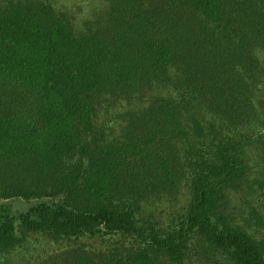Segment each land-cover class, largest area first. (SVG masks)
Returning <instances> with one entry per match:
<instances>
[{
    "label": "trees",
    "instance_id": "obj_1",
    "mask_svg": "<svg viewBox=\"0 0 264 264\" xmlns=\"http://www.w3.org/2000/svg\"><path fill=\"white\" fill-rule=\"evenodd\" d=\"M105 2L78 28L0 0V256L32 232L64 245L40 264H264V0Z\"/></svg>",
    "mask_w": 264,
    "mask_h": 264
},
{
    "label": "rangeland",
    "instance_id": "obj_2",
    "mask_svg": "<svg viewBox=\"0 0 264 264\" xmlns=\"http://www.w3.org/2000/svg\"><path fill=\"white\" fill-rule=\"evenodd\" d=\"M51 2L56 8L64 11L68 14L70 19L76 24L78 28L84 27L86 20L96 15L106 5L105 0H47ZM262 56V55H261ZM263 60V59H262ZM257 104L259 111L264 113V88L259 90L257 97ZM113 107L110 110H99V116L96 118L97 124H102L107 130L110 136H114L112 132L119 134V129L115 127V124L124 123L122 120V114L124 113L125 106L123 104H112ZM112 131V132H111ZM249 157L252 161L260 162L261 164V146L253 145L249 147ZM254 165L253 168L259 169ZM253 175H258V172ZM251 197V196H250ZM190 198V188L188 181L185 180L178 192L174 197L165 196L162 198L160 205L157 207V213L160 214L159 218L165 220H171L176 215L182 213ZM15 208L24 209L28 205L24 200H13ZM95 248L100 247V241H97L92 245ZM64 245L54 243L49 237L40 233H30L28 241L24 247L16 249L9 254L0 256V264H40L44 258L54 253L56 250H60Z\"/></svg>",
    "mask_w": 264,
    "mask_h": 264
}]
</instances>
